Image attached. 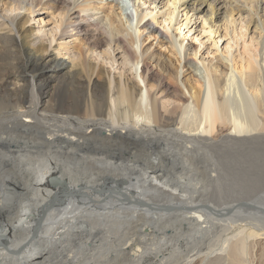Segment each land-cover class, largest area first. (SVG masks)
Listing matches in <instances>:
<instances>
[{
	"label": "bare ground",
	"instance_id": "obj_1",
	"mask_svg": "<svg viewBox=\"0 0 264 264\" xmlns=\"http://www.w3.org/2000/svg\"><path fill=\"white\" fill-rule=\"evenodd\" d=\"M221 1L0 0V264H264V0ZM54 3L56 53L30 25ZM202 10L238 52L190 80L139 26L186 62L171 21Z\"/></svg>",
	"mask_w": 264,
	"mask_h": 264
},
{
	"label": "rangeland",
	"instance_id": "obj_2",
	"mask_svg": "<svg viewBox=\"0 0 264 264\" xmlns=\"http://www.w3.org/2000/svg\"><path fill=\"white\" fill-rule=\"evenodd\" d=\"M164 1L165 0H159V2L161 3L159 4L156 3L157 6L154 9L153 13L157 10L158 12L166 10V6L169 4H166L165 6ZM112 2L117 4V11L120 13L123 21H125L126 16H130V18L133 19L134 12H133V5H132L131 0H112ZM208 2L213 3L216 7H219V8L223 6V2L221 0H208ZM147 6L152 7L151 1H147V3L142 5L141 7L145 8ZM206 7H204V10L206 9ZM62 10L63 8H60V4L58 3H54L51 5L47 4L44 8L40 10L37 9L36 10L37 12L35 11L34 13H32L34 21L38 20L37 18H43L42 24L41 23L35 24L34 21H31L32 23H30L31 27L33 28L32 30H33L35 37L37 39H42L44 44H46V47L48 48V50L51 52H55V53L57 51H55L56 49L54 48L57 47V44L60 41H62L64 38H66L64 40L69 39V38L67 39V37L58 38L54 30L55 24L58 18L56 15L58 14V12ZM203 12L204 11L202 10L198 13H195L193 16H191L190 20L187 21L188 22L187 24H184L185 22L184 15H181V16L179 15L177 19L175 20L173 19L171 21L172 29L174 31H179V29L176 30V28H181V34L185 36L184 44L186 43V41H188L191 47L189 50L190 56L186 62L181 60L180 63H178L177 55L176 53H174L169 40L167 38H164L165 36L158 33L157 30L152 29L151 27L147 28L148 25L146 23L144 25L141 24V26H139L140 30L145 29L142 34V38H143L142 47L144 49L149 47L148 49L150 50V52L155 54V56L157 57L163 58L165 60L170 59L171 62L168 61L167 63L169 64V67L171 68V70H174L175 66L177 65L183 66L181 72H183L184 78L187 77L190 80H193L195 78L203 76L202 70L200 68H198V70L195 69V65L192 61L194 49L197 50V55L195 57L196 59L203 57L206 60L215 62L217 58L220 56V52L225 51V48L227 47L226 46L227 43L228 42H230L231 44L233 43L230 38V34L225 35L223 29H220L217 33H215V35L207 32L208 26L200 18V15H202ZM261 14L263 15V12H261ZM157 18L162 19V16L157 17ZM149 20H150V15H147L143 22H146V21L148 22ZM124 24L127 25V22L126 23L124 22ZM250 35L251 33L247 32L246 39H247V36H250ZM200 42L202 44H200ZM103 47L106 48V46H103ZM230 49L232 50L233 54H236L238 52V49H236L234 44H232ZM61 52L63 53L64 50H62ZM115 53H117L116 54L117 61L113 63V66L116 67L115 70L125 71L127 74L131 76L133 75L137 78L136 72H135L136 69L135 70L130 69L127 62L121 61L122 52L118 53L115 51ZM67 56H70V58H72L73 53H70L69 55H66L63 57L61 56V54H59V56L57 55L58 59H61V58L67 59ZM70 58H68V60H71ZM98 61H102L101 57H98ZM103 62L105 66L110 67L111 61L109 62V59H106ZM60 76H61V72H55L54 74L48 77L47 79L48 84H49L48 90L50 92H48L47 96L43 98L42 100L43 105H46L50 102L51 97L53 98L57 88L59 87V85H61L63 79H61ZM168 97L169 96L163 97L162 100L165 101ZM154 162H156V160H154ZM257 241L258 242L260 241L259 243L260 244L262 243L264 245V238L263 239L259 238V240L257 239ZM260 244L258 247H262L260 246ZM255 249H256V245H255ZM257 253H259V251ZM259 261L261 260H258V263Z\"/></svg>",
	"mask_w": 264,
	"mask_h": 264
}]
</instances>
